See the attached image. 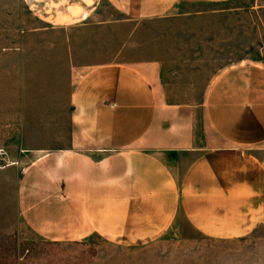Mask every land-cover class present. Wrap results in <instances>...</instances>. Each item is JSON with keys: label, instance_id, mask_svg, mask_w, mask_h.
<instances>
[{"label": "crops", "instance_id": "obj_1", "mask_svg": "<svg viewBox=\"0 0 264 264\" xmlns=\"http://www.w3.org/2000/svg\"><path fill=\"white\" fill-rule=\"evenodd\" d=\"M229 1H30L64 35L53 43L62 51L53 65L63 67L62 92L49 86L35 105L66 115L61 137L48 126L46 139L14 160L18 212L30 232L130 244L159 239L180 218L214 240L264 228V62L227 64L199 102L171 101L163 62L136 55L122 26Z\"/></svg>", "mask_w": 264, "mask_h": 264}, {"label": "rangeland", "instance_id": "obj_2", "mask_svg": "<svg viewBox=\"0 0 264 264\" xmlns=\"http://www.w3.org/2000/svg\"><path fill=\"white\" fill-rule=\"evenodd\" d=\"M30 1L0 0V149L5 152L0 160V264H264L263 227L223 241L199 234L180 218L159 239L130 244L101 236L56 242L30 232L18 212L21 166L14 160L21 148L46 139L48 126L54 127L55 139L61 137L66 120L35 105L49 86L62 92L63 67L53 66L62 51L53 43H61L64 35L48 29ZM104 6L107 18L115 20ZM186 10L184 16L122 25L138 44L136 55L163 62L171 101L199 102L208 79L227 64L264 62V0L197 3Z\"/></svg>", "mask_w": 264, "mask_h": 264}, {"label": "built area", "instance_id": "obj_3", "mask_svg": "<svg viewBox=\"0 0 264 264\" xmlns=\"http://www.w3.org/2000/svg\"><path fill=\"white\" fill-rule=\"evenodd\" d=\"M5 154L3 150L0 149V160L2 159V156Z\"/></svg>", "mask_w": 264, "mask_h": 264}]
</instances>
